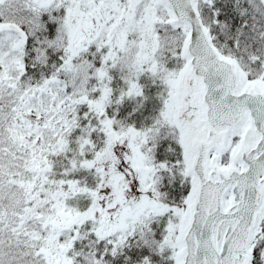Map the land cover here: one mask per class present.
Returning <instances> with one entry per match:
<instances>
[{
  "label": "snow or ice",
  "instance_id": "snow-or-ice-1",
  "mask_svg": "<svg viewBox=\"0 0 264 264\" xmlns=\"http://www.w3.org/2000/svg\"><path fill=\"white\" fill-rule=\"evenodd\" d=\"M0 264H264V0H0Z\"/></svg>",
  "mask_w": 264,
  "mask_h": 264
}]
</instances>
